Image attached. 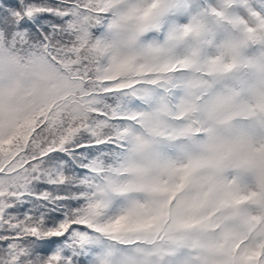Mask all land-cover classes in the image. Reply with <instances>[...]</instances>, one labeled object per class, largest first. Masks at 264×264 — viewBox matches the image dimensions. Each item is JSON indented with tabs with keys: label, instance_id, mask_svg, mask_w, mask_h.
Wrapping results in <instances>:
<instances>
[{
	"label": "snow or ice",
	"instance_id": "6c2138e0",
	"mask_svg": "<svg viewBox=\"0 0 264 264\" xmlns=\"http://www.w3.org/2000/svg\"><path fill=\"white\" fill-rule=\"evenodd\" d=\"M82 4L0 0V28L13 34L0 98L37 79L67 90L96 77L100 103H114L92 113L99 104L85 101L82 139L66 138L54 154L83 177L89 157L119 149L127 176L103 208L84 214L80 199L47 191L57 177L32 192L7 171L23 158L7 163L0 264H31L36 254L44 264H264V0H99L86 12ZM181 13L185 22L170 24ZM76 16L126 30L110 70L82 61L70 76L76 42L59 37ZM158 32L162 39L148 35Z\"/></svg>",
	"mask_w": 264,
	"mask_h": 264
},
{
	"label": "trees",
	"instance_id": "16d2710c",
	"mask_svg": "<svg viewBox=\"0 0 264 264\" xmlns=\"http://www.w3.org/2000/svg\"><path fill=\"white\" fill-rule=\"evenodd\" d=\"M77 0H68L69 4H75ZM99 0H84L81 11L86 12ZM204 2H206L204 0ZM66 22L65 27H68ZM114 28H109L107 23L98 24L94 19L84 20L83 16H76L71 21V30L62 34L60 39L76 42L77 55L66 62L70 76L76 75L74 65L82 61L95 68L101 61L104 69L110 70L109 59L112 51L111 38ZM151 38L162 37V33L148 34ZM13 34L0 28V61L6 59L8 48L12 44ZM95 42V46L90 45ZM103 44L102 49L99 45ZM83 83L88 84L87 93L80 91ZM72 81L77 86L68 93H58L44 102L32 101L30 105L22 109L18 120L9 124L6 130L0 129V160L7 157L6 163H0V171L7 169V163H11L17 157H22V162L13 168L7 169L9 173L19 172L15 177L18 184H28L32 192H36L39 182H47L50 176L57 177L56 182L47 189L55 196L80 199L79 209L86 214L90 211V205L102 203L98 197V190L105 188L109 192L117 181L126 178L128 169L121 150L94 154L88 158L84 167L88 169L83 177L75 172L67 171L66 166L61 168L60 162L54 154V150L62 146V141L71 137L72 141L81 140L83 133L80 131L82 122L77 118L78 109L85 107V101L91 104H99L93 108L92 113L102 109L103 104H113L114 99L108 97L100 103L99 89L93 87L98 84L96 77H85L84 82ZM91 115V113H89ZM97 135L110 134L108 127H98ZM75 143H69L68 147H75ZM52 153V154H49ZM80 155L79 153L77 154ZM31 163V167H29ZM33 176L38 180L32 179ZM9 183H12L10 181ZM45 191V189H40ZM110 215L115 209H105ZM31 264H44L39 254L33 257Z\"/></svg>",
	"mask_w": 264,
	"mask_h": 264
},
{
	"label": "rangeland",
	"instance_id": "374dc122",
	"mask_svg": "<svg viewBox=\"0 0 264 264\" xmlns=\"http://www.w3.org/2000/svg\"><path fill=\"white\" fill-rule=\"evenodd\" d=\"M206 1V0H205ZM207 2H216V0H207ZM197 3H204V0H197ZM186 20V16L181 13L173 16L170 19V24L183 23ZM114 38H119V43H114ZM219 39H226V33L221 31L218 33ZM153 40L158 39L156 37L151 38ZM159 39H162L160 37ZM126 42V30L123 28H114L113 36L111 38L112 51L123 50ZM259 49H256L252 54L258 55ZM77 86L72 83L67 86V90L54 89L42 79L29 82L27 84V91L19 94L11 95L7 99L0 98V129L6 130L10 123L18 120L22 109L31 104L32 101H46L52 97H55L58 93H68L69 90ZM126 179V178H125ZM98 197L102 203L107 199L110 192L105 188H100L97 192ZM119 204L113 203L115 211L118 209Z\"/></svg>",
	"mask_w": 264,
	"mask_h": 264
},
{
	"label": "clouds",
	"instance_id": "9594fccd",
	"mask_svg": "<svg viewBox=\"0 0 264 264\" xmlns=\"http://www.w3.org/2000/svg\"><path fill=\"white\" fill-rule=\"evenodd\" d=\"M114 28H115V27H114ZM113 42L118 44V43H119V38H114ZM93 46H95V42H93V43L90 45V47H93ZM103 46H104L103 44L100 45V47H103Z\"/></svg>",
	"mask_w": 264,
	"mask_h": 264
}]
</instances>
